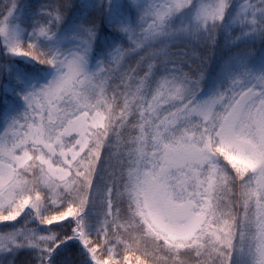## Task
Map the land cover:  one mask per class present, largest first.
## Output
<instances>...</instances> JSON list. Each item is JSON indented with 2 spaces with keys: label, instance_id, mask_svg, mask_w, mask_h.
Instances as JSON below:
<instances>
[{
  "label": "snow or ice",
  "instance_id": "1",
  "mask_svg": "<svg viewBox=\"0 0 264 264\" xmlns=\"http://www.w3.org/2000/svg\"><path fill=\"white\" fill-rule=\"evenodd\" d=\"M25 7L0 6V264H264V0ZM181 38L206 70L124 63Z\"/></svg>",
  "mask_w": 264,
  "mask_h": 264
},
{
  "label": "trees",
  "instance_id": "2",
  "mask_svg": "<svg viewBox=\"0 0 264 264\" xmlns=\"http://www.w3.org/2000/svg\"><path fill=\"white\" fill-rule=\"evenodd\" d=\"M7 0H0V6H2L4 3H6ZM51 2V0H19V3L21 5L26 6L25 7V18H27V15L33 10L32 6L34 5H38L39 3H48ZM77 2H80V0H77ZM89 2H91V0H89ZM134 2H141V0H134ZM234 2L237 3H244L245 0H234ZM249 2H255V0H249ZM239 25H233L232 29H229L226 33L223 34H218L217 39L218 42L221 46V49L226 47V37L229 36H234V35H239ZM260 47V43L259 40H257L254 44L253 43H241L239 44V49L240 50H250L253 54L257 53ZM161 49H163V51L168 53V58L170 59H181L185 62V71H188L189 66L192 69H196L198 67H202L203 69H207L210 66V61H208L207 63H202V60H207V58L212 55V51L211 50H205V47L203 44H200L198 42H196L195 40H190L188 38H181L175 41H171V42H166L165 45H154L152 48H149L145 51H140L139 49L137 50L139 52V55L137 54H131L129 56H127L124 60V63L126 65H131V66H136L137 62L140 61V58L142 56H146L147 52H151V51H160ZM186 53V55L182 56V57H178L174 54L176 53ZM163 55H161L160 59H163ZM139 67L141 69H143V71L147 70V64L146 63H141L139 65ZM143 71L139 72V75H143ZM110 171V169H109ZM234 194L236 196H238L239 194V189H235L234 190ZM29 227H34V225H28ZM17 227H20V225H17ZM10 229H5L0 227V232L3 231H9ZM146 245H141V247H145ZM147 247L149 248V250L151 251V245H147ZM74 257L76 259H79L78 255H76L78 253V248H73L70 250ZM135 255L137 256H141V259H147L146 257H144L142 255L141 252H136ZM152 259H148L147 264H171V260L170 259H164L166 257H168V253L166 251H155L152 252ZM187 259V257H185ZM24 257H21V260H23ZM58 259L63 260L64 257L61 256ZM130 264H136V260L134 256H130Z\"/></svg>",
  "mask_w": 264,
  "mask_h": 264
}]
</instances>
